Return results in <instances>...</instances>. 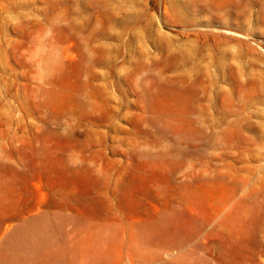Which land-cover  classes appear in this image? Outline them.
I'll list each match as a JSON object with an SVG mask.
<instances>
[{"label":"rangeland","instance_id":"1","mask_svg":"<svg viewBox=\"0 0 264 264\" xmlns=\"http://www.w3.org/2000/svg\"><path fill=\"white\" fill-rule=\"evenodd\" d=\"M190 251L264 264V0H0V264Z\"/></svg>","mask_w":264,"mask_h":264},{"label":"bare ground","instance_id":"2","mask_svg":"<svg viewBox=\"0 0 264 264\" xmlns=\"http://www.w3.org/2000/svg\"><path fill=\"white\" fill-rule=\"evenodd\" d=\"M43 221V220H42ZM30 222V221H29ZM35 222V221H34ZM41 223V222H40ZM44 223V222H43ZM37 224V223H36ZM34 224V225H36ZM26 225V224H25ZM24 225V226H25ZM29 225V224H28ZM40 225V224H39ZM42 225V224H41ZM31 226V225H30ZM45 226V225H44ZM23 227V226H22ZM34 227V226H33ZM38 227V226H37ZM41 227V226H40ZM39 227V228H40ZM43 230V227H41ZM40 228V229H41ZM49 228V227H48ZM34 230L30 227H23V228H19L17 232L14 233V235H12V238L17 241V243L19 244L20 247H30L33 251V254H37L39 252H42L43 250H47L48 254H52L53 250L50 246V242L48 241V243L46 242V237H47V233L46 232H41V230ZM46 229V228H45ZM50 229V228H49ZM50 232H52L51 230H49ZM48 231V232H49ZM51 235V234H50ZM52 236V235H51ZM53 237V236H52ZM52 239V238H51ZM191 240H194V238L192 237ZM53 241V240H52ZM51 241V242H52ZM54 242V241H53ZM30 249V250H31ZM46 252V251H45ZM197 257L194 253V251H190L188 253V255L185 258V263L186 264H197ZM178 263V262H177Z\"/></svg>","mask_w":264,"mask_h":264}]
</instances>
